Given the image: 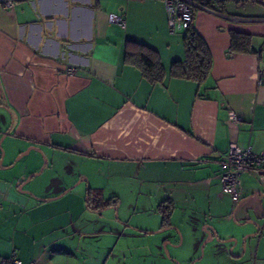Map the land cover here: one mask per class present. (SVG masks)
<instances>
[{
  "label": "crops",
  "instance_id": "crops-1",
  "mask_svg": "<svg viewBox=\"0 0 264 264\" xmlns=\"http://www.w3.org/2000/svg\"><path fill=\"white\" fill-rule=\"evenodd\" d=\"M216 8L195 10L212 57L198 83L171 75L185 29L163 0L0 4V260L264 264V185L242 172L235 204L219 180L230 144L264 151V5ZM128 41L157 51L161 83L125 61Z\"/></svg>",
  "mask_w": 264,
  "mask_h": 264
},
{
  "label": "built area",
  "instance_id": "built-area-1",
  "mask_svg": "<svg viewBox=\"0 0 264 264\" xmlns=\"http://www.w3.org/2000/svg\"><path fill=\"white\" fill-rule=\"evenodd\" d=\"M18 0H0V4L6 8H12ZM217 0H163L167 12L168 27L172 31L178 23L183 29L189 27L194 20L195 10H207L216 15H220L219 9L216 8ZM256 2L264 5V0H245ZM242 2L237 3L241 6ZM112 23L123 25L124 19L114 13L108 16ZM68 72L73 68L67 67ZM259 80L264 79V71L259 72ZM229 119L233 122L239 121L233 112H229ZM249 171L255 174L262 185H264V151L255 152L250 147L239 146L235 143L229 145L227 152L221 160V172L219 180L221 190L228 194L232 201L237 204L242 198V186L240 175L242 172ZM0 264H23L13 254L9 257L2 258ZM28 264H34L30 262Z\"/></svg>",
  "mask_w": 264,
  "mask_h": 264
},
{
  "label": "trees",
  "instance_id": "trees-1",
  "mask_svg": "<svg viewBox=\"0 0 264 264\" xmlns=\"http://www.w3.org/2000/svg\"><path fill=\"white\" fill-rule=\"evenodd\" d=\"M231 49L235 52H249L251 48V36L237 31H230ZM185 59L174 62L171 66V75L193 80L198 83L204 82L211 71L212 57L205 40L199 35L191 24L184 30L183 35ZM126 62L136 66L151 83H161L165 71L159 54L154 49L128 41L124 49Z\"/></svg>",
  "mask_w": 264,
  "mask_h": 264
},
{
  "label": "water",
  "instance_id": "water-1",
  "mask_svg": "<svg viewBox=\"0 0 264 264\" xmlns=\"http://www.w3.org/2000/svg\"><path fill=\"white\" fill-rule=\"evenodd\" d=\"M30 148H32V147H30ZM29 150V149H28ZM26 152H28V151H26ZM43 169V166L41 167V169H40V171ZM39 173V172H38ZM35 174V173H34ZM37 174V173H36ZM31 176L32 175H29L27 178H26V180L25 181H28L30 178H31ZM19 189H21V186L19 187ZM30 194H32L31 192H29ZM206 228V232H207V237H206V239L204 240V242H206L208 239H211L212 237H214L217 241H219V242H224V240H221L220 239V237L218 236V234H217V232L214 230V229H211V228H209L208 226L207 227H205ZM207 229H209V230H207ZM245 238H246V236L245 235H243V237H242V239H243V241H245ZM228 240H232L234 243H236L237 242V238L236 237H232V238H230V239H228ZM225 241H227V240H225ZM204 242H203V244H204ZM244 246H245V243L243 244V247H242V250L244 249Z\"/></svg>",
  "mask_w": 264,
  "mask_h": 264
},
{
  "label": "rangeland",
  "instance_id": "rangeland-1",
  "mask_svg": "<svg viewBox=\"0 0 264 264\" xmlns=\"http://www.w3.org/2000/svg\"><path fill=\"white\" fill-rule=\"evenodd\" d=\"M78 185H80V184H78Z\"/></svg>",
  "mask_w": 264,
  "mask_h": 264
}]
</instances>
